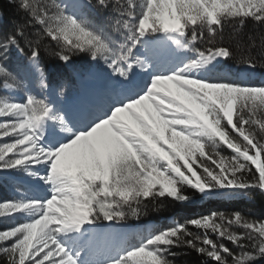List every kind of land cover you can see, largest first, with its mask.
Masks as SVG:
<instances>
[{"label": "snow or ice", "instance_id": "1", "mask_svg": "<svg viewBox=\"0 0 264 264\" xmlns=\"http://www.w3.org/2000/svg\"><path fill=\"white\" fill-rule=\"evenodd\" d=\"M16 7L23 21L5 26L0 13V138L12 141L0 144V173L23 172L47 193L0 200V217L24 219L0 230L7 264H174L177 248L214 264L264 258V220L240 212L187 221L231 241L239 255L186 224L145 229L135 243L113 227L158 211L163 200L190 201L189 192L264 194V81L251 80L264 69V37L259 56L251 54L255 37L243 48L237 41L243 70L207 74L235 57L221 35L225 20L264 25V0ZM13 89L22 99L7 94ZM221 142L235 150L230 158L216 151ZM226 219L244 233L224 227Z\"/></svg>", "mask_w": 264, "mask_h": 264}, {"label": "trees", "instance_id": "2", "mask_svg": "<svg viewBox=\"0 0 264 264\" xmlns=\"http://www.w3.org/2000/svg\"><path fill=\"white\" fill-rule=\"evenodd\" d=\"M18 1L14 0H0V13L3 14L4 24L7 26L10 19H15L18 21H23L26 14L20 11L16 7ZM225 43H230L235 51V57L231 61H223L221 66L224 69L236 72L238 69L243 70L242 66H237L236 62L241 55V50L237 49L236 43L240 42L241 48L248 41L249 37L256 38L257 48L251 54L254 56H259L261 54L260 40L264 37V25L259 24L254 18L248 17L244 21V25L241 27L238 21L228 18L224 22V29L221 33ZM219 39V37H218ZM82 62V58H77L75 60L76 64ZM56 67H60L59 62H53ZM215 71H220L217 68ZM258 76L255 83L261 81L260 77H264V69L253 71ZM220 150L224 153L223 157L228 158L233 152L223 145ZM254 167V166H253ZM6 181L0 178V197H3L6 189ZM192 199L187 202H177L172 199H166L159 202L157 207L158 211H149L148 216L142 218L141 220H129L125 223L132 225H142L147 222H152L155 224V228H166L170 226H175L177 223L186 224L189 231L197 233L201 236L207 231V235L210 239L217 243H224L229 247L234 254L239 255L241 249L236 247L231 241L226 238H220L218 233L211 231V228L205 230L199 226H193L187 224V221L193 218H199L204 215H210L212 212L224 213L228 219H232V214L235 212H240L249 221H259L264 220V194L259 191H253L246 194L234 195V196H222L214 195L212 197H204L198 193L189 192ZM162 204V207H160ZM220 222V221H219ZM224 227H228L230 231H234L237 235L244 233V228L242 225L233 223L228 224L226 219L223 222ZM0 230H4L3 226H0ZM136 236L132 237L130 243H135ZM176 253L174 257H169L174 261V264H214V261L209 260L207 257L195 252L189 248H177L173 249ZM231 261V258H229ZM0 264H7V261L0 254ZM253 264H264V258H258L253 262Z\"/></svg>", "mask_w": 264, "mask_h": 264}, {"label": "rangeland", "instance_id": "3", "mask_svg": "<svg viewBox=\"0 0 264 264\" xmlns=\"http://www.w3.org/2000/svg\"><path fill=\"white\" fill-rule=\"evenodd\" d=\"M14 1V0H12ZM18 1V0H16ZM137 2L139 3V0H137ZM222 64V62H220L217 66L216 69L219 68L220 71L225 70L224 68L220 67ZM215 69V70H216ZM215 70L214 71H209L207 74L208 75H214L215 74ZM257 74L255 72L252 73V82L255 83L253 80H255L257 78ZM261 81H264V77H260ZM8 95H12L14 96L16 99H22L23 97V93L19 90H9ZM12 142L11 139L9 138H0V144L3 143H10ZM223 146L222 142H221V146L219 148L216 149V151L220 152L221 156H223V152L220 150V148ZM206 153H210L212 151L211 148H206ZM231 151L233 152L231 155L228 156V158H230L235 150L231 149ZM202 159H206V156ZM214 159H217L216 157H214ZM225 163H227V160L224 161ZM209 164H211V161H208ZM194 168H196V171L198 173H201L202 170L198 167V164H194L193 165ZM215 166V165H213ZM0 178L4 179L6 181V189H5V194L3 197H0V200L3 199H16L21 195V192H26L28 195H39L41 193H47V185H44L42 182L38 181V180H33L32 178L28 177L25 173L20 172H9V173H0ZM20 222H24L23 217L21 216H17L15 218L9 217L8 215H5L3 217H0V226H3L4 230L7 228H10L12 226H15L16 224L20 223ZM217 223H220L219 221H217ZM113 227L118 231V232H122L124 234H126V237L128 239V242L130 240H132L133 236H136V240L135 242L139 239V235L142 231H144L145 229H154L155 228V224L152 222H147L145 224L142 225H132V224H120V225H116L114 224ZM204 229V228H202ZM11 241L8 242V244H10ZM130 243V242H129ZM0 246H8L7 244L4 245H0ZM4 259L7 261V258L1 254Z\"/></svg>", "mask_w": 264, "mask_h": 264}]
</instances>
